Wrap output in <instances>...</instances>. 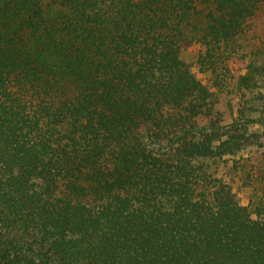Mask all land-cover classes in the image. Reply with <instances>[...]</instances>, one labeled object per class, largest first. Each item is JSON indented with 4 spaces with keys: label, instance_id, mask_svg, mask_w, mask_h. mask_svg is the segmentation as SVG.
Listing matches in <instances>:
<instances>
[{
    "label": "trees",
    "instance_id": "obj_1",
    "mask_svg": "<svg viewBox=\"0 0 264 264\" xmlns=\"http://www.w3.org/2000/svg\"><path fill=\"white\" fill-rule=\"evenodd\" d=\"M263 4L0 0V264H264Z\"/></svg>",
    "mask_w": 264,
    "mask_h": 264
},
{
    "label": "rangeland",
    "instance_id": "obj_2",
    "mask_svg": "<svg viewBox=\"0 0 264 264\" xmlns=\"http://www.w3.org/2000/svg\"><path fill=\"white\" fill-rule=\"evenodd\" d=\"M246 31L251 36H264V4L261 7L260 11L256 14V16L252 19L250 26L246 28ZM200 50V45L197 44H184L182 49V54L184 60L191 65L192 71L196 74L198 78H202L203 75L199 73L198 68L195 65L196 55ZM220 110L226 109L225 103L219 107ZM238 196L243 204H246L245 195L239 191Z\"/></svg>",
    "mask_w": 264,
    "mask_h": 264
}]
</instances>
